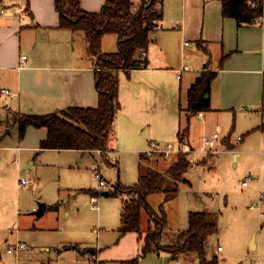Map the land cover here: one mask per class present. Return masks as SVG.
Wrapping results in <instances>:
<instances>
[{"label": "crops", "instance_id": "obj_1", "mask_svg": "<svg viewBox=\"0 0 264 264\" xmlns=\"http://www.w3.org/2000/svg\"><path fill=\"white\" fill-rule=\"evenodd\" d=\"M105 2L80 0V7L85 12L98 13ZM131 2L132 11L136 12L143 0ZM158 7L162 19L151 34L145 57L142 58V51L137 53L138 58L145 60V65L131 69L128 74L117 73L119 107L103 158L111 150L108 144L111 141L113 148L137 154L139 165V157L146 155L151 141L177 142L180 131L187 126L186 145L193 150L196 159L193 161L192 153L189 154L193 164L182 183L191 187L197 176L205 179L213 176L217 186H232L233 189L221 188L224 214L234 215L239 221L255 203H261L260 210L264 214V28L254 21L238 25L234 18L223 16L219 0H161ZM0 9L3 10L0 14V130L5 129V134L12 130L17 133L13 124L15 116L97 107L95 58L89 55L82 32L58 27L54 0H7L0 4ZM107 36L101 38L100 51L114 53L117 38L114 36V51L107 52L105 46L110 45ZM183 66L188 69L179 72ZM203 73H214L206 95L209 110L187 119L189 88ZM213 133L219 134L217 151L202 152L205 140ZM45 135V128L29 126L18 146L1 149L15 151L18 166L22 161L21 153L29 159L37 151H53L39 149ZM68 151L76 155L77 162H81L85 154L96 157L94 152ZM101 161L98 156V166ZM34 163L30 161L27 167ZM245 180L247 185L242 186ZM125 188L119 187L120 190ZM87 193L95 197L97 191L88 190ZM152 195L160 196V201L152 205L155 212L156 206H163L164 195L157 193L149 197ZM201 198L198 195V199ZM173 199L165 201V205ZM146 200L148 203V197ZM97 206L98 210H94L99 211ZM190 212L214 215L207 208L188 214ZM260 214H256L257 227L247 225L244 219L246 229L241 237L243 247L248 244V250L256 252V264H264V219ZM165 216L167 226L166 212ZM18 219L20 214L17 224ZM9 222L0 225V264H90V256L96 264H128L140 257L142 237L154 227L142 209L140 234L133 231L120 234L119 225L110 232L95 229V240L71 232V237L44 244L27 237L31 244L28 245L19 239L17 229L10 228V219ZM164 229L160 238L162 247L169 246L162 243ZM222 239L228 243L223 236ZM18 242L28 249L20 254H8L7 249ZM33 246L42 255L36 253ZM77 249L91 253L84 256ZM216 249L218 253L225 252L219 240ZM185 255L171 259L166 251L156 248L140 257L136 264H173ZM42 256L47 258L41 259ZM222 257L224 261L234 259L232 251Z\"/></svg>", "mask_w": 264, "mask_h": 264}, {"label": "trees", "instance_id": "obj_2", "mask_svg": "<svg viewBox=\"0 0 264 264\" xmlns=\"http://www.w3.org/2000/svg\"><path fill=\"white\" fill-rule=\"evenodd\" d=\"M6 0H0L4 4ZM161 0H143L136 12L132 11L131 0H106L98 13L85 12L80 7V0H54L58 13V27L71 32H82L89 55L95 58L96 88L98 104L95 108H69L59 113L47 115H20L13 118L17 134L21 139L27 127L45 128L46 135L39 143L41 150H76L82 152H104L105 142L109 136L114 114L119 107L118 71L128 74L131 69L143 67L145 60L137 57L144 52L150 43L151 34L162 19V11L158 4ZM222 15L232 17L238 25L252 23L260 10H251L247 0H219ZM112 34L117 38V50L114 53L100 51L101 38ZM214 73H203L190 86L187 95V119L197 112L209 110L206 95ZM188 127L180 131L178 140L186 144ZM156 161L161 155L140 156L138 165V181L124 190L132 193V197L124 200L120 214L119 233L136 232L140 234V212L145 209L154 227L142 237L140 257L154 249L166 251L171 259L181 254H195L198 264H219L217 257L205 259L204 243L210 235L217 231L216 222L207 212H190L188 228L178 233L173 245L160 246V238L166 227V216L163 206L155 213L147 203L151 194L161 193L164 201L177 196L179 185L189 170L191 160L189 154H178L176 159L163 169L152 167L150 161ZM142 161L148 165H142ZM110 194V193H109ZM118 192H114L117 195ZM59 204L50 206L57 210ZM136 257L128 264H136Z\"/></svg>", "mask_w": 264, "mask_h": 264}, {"label": "rangeland", "instance_id": "obj_3", "mask_svg": "<svg viewBox=\"0 0 264 264\" xmlns=\"http://www.w3.org/2000/svg\"><path fill=\"white\" fill-rule=\"evenodd\" d=\"M107 35L106 38H109L110 45L109 47L105 46V50L112 52L116 47L115 37L111 34ZM184 121L185 117L182 120L183 124ZM0 131V225L9 224L10 219L12 224L10 228L17 229L19 239L28 245L31 244L27 237L39 244H44L45 242H54L59 238L71 237L69 234L71 232L82 233L95 240L97 236L95 229L102 228L106 232H110L120 225L121 201L131 198L133 194L127 190H120L119 187H130L137 183V154L113 148L111 141H108L111 150L107 152L105 158H103L104 153H101L102 161L99 166L96 162L98 160L96 152H94L96 157L85 154L82 161L77 162L74 157L76 155L68 150L37 151L29 159L26 158L27 155L21 153L22 161L20 160L19 165L16 166V152L2 150L1 147L18 146L17 133L15 130L8 134H5V129ZM2 135L4 136L2 137ZM176 157L177 155H172L167 159L159 158L157 163L154 162L156 158H152L150 164L152 163V167L160 171V166L166 167ZM191 158L196 159L193 153ZM30 161H35V163L27 167ZM192 164L191 162L190 166ZM142 165H148V162L142 161ZM96 171L100 172L106 183L105 187L99 190L93 179ZM212 177L205 179L197 176V179L192 181L191 187L181 183L178 195L166 205L165 201L162 202L168 219L162 243L173 245L175 235L187 230L189 211L207 208L216 216L213 215V220L217 223L218 231L209 236L204 243L205 259L211 260L213 257H217L219 264H256V252L248 250V244L247 247H243L241 237L246 229L243 226L244 219L247 225L257 227L256 214L261 213V203L252 204L253 208L246 211L239 221L234 215L224 214L221 210L225 204L221 188L233 189L232 186H217ZM20 178L33 179L36 184L19 187L17 185ZM88 190L97 191V194L94 195L97 200L99 199V211L92 208ZM102 191H108L110 194L102 195ZM115 191L118 192V195H114ZM198 195L202 197L200 200ZM213 200L216 202V206H214ZM158 201H160V196H148L151 209L152 205H156ZM39 203L46 204L47 209L42 216L37 217L35 211ZM56 203L59 204L58 209H51L50 206ZM32 207L34 208L32 209ZM155 208V212H158L159 208L157 206ZM18 214H20V219L17 224ZM232 223L234 224L232 225ZM28 225H30L29 228ZM232 226L234 227L231 228ZM256 229L258 230V228ZM222 236L228 243L223 241ZM218 240L219 245L225 250L224 253L230 254L232 251L233 260L224 261L222 257L224 253L216 251ZM34 248L36 253L42 255L36 246ZM84 256H87V253H84ZM46 258V256L41 257V259ZM198 263V257L195 254H189L181 256L178 262L175 261L173 264Z\"/></svg>", "mask_w": 264, "mask_h": 264}, {"label": "built area", "instance_id": "obj_4", "mask_svg": "<svg viewBox=\"0 0 264 264\" xmlns=\"http://www.w3.org/2000/svg\"><path fill=\"white\" fill-rule=\"evenodd\" d=\"M247 6L251 10H260V13L254 18V22L261 25L264 28V0H247ZM3 12L2 9H0V14ZM142 58L145 57L144 52L142 53ZM24 58V57H23ZM187 66H183L179 72L183 70H187ZM180 76V75H179ZM2 93H7L8 91L2 90ZM219 140V134L218 133H213L209 138L205 140V147L201 150L202 152L205 153H214L217 151L216 144ZM240 140V138H238ZM96 153L98 156L101 158V151L97 150ZM193 153V150L190 149L186 144L180 143L179 140L175 143L172 142H167L164 144H160L159 142L156 141H151L148 146V150L146 152L147 156H152V155H161L164 158H169L172 155H178V154H191ZM194 161V159H193ZM93 179L95 180L98 188H104L106 183L103 180L101 174L99 171H96L93 175ZM249 179V178H248ZM247 179V180H248ZM247 180L241 182L242 186L247 185ZM35 181L32 179H19V186H29V185H34ZM90 203L93 209L98 210V201L97 198L94 196L90 197ZM260 218L264 219V214H260ZM28 249V247L24 243H16L14 246L10 247L7 249L8 254H20L21 252L25 251ZM220 249V247L218 248ZM90 264H96L94 258L92 256L89 257ZM29 264H35V263H29Z\"/></svg>", "mask_w": 264, "mask_h": 264}, {"label": "water", "instance_id": "obj_5", "mask_svg": "<svg viewBox=\"0 0 264 264\" xmlns=\"http://www.w3.org/2000/svg\"><path fill=\"white\" fill-rule=\"evenodd\" d=\"M183 181H184V179H183ZM102 195H108V191H103V192H102ZM45 209H46V205H45L44 203H39V204H38V208H37L36 211H35V215H36L37 217L42 216L43 213H44V211H45ZM72 248H75V246H73ZM77 250H78L80 253H91L90 250H85V251H81V250H79V249H77Z\"/></svg>", "mask_w": 264, "mask_h": 264}]
</instances>
